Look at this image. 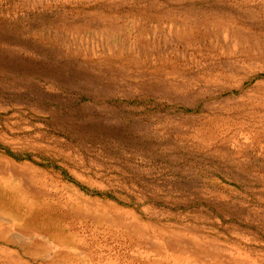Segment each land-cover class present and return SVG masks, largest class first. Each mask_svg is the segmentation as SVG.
Wrapping results in <instances>:
<instances>
[{"label": "rangeland", "instance_id": "obj_1", "mask_svg": "<svg viewBox=\"0 0 264 264\" xmlns=\"http://www.w3.org/2000/svg\"><path fill=\"white\" fill-rule=\"evenodd\" d=\"M185 263L264 264V0H0V264Z\"/></svg>", "mask_w": 264, "mask_h": 264}, {"label": "bare ground", "instance_id": "obj_2", "mask_svg": "<svg viewBox=\"0 0 264 264\" xmlns=\"http://www.w3.org/2000/svg\"><path fill=\"white\" fill-rule=\"evenodd\" d=\"M10 195V194H9ZM14 198V197H13ZM10 200V199H9ZM20 200V199H19ZM22 201V200H21ZM15 202V201H14ZM20 203V202H19ZM18 206H19V204H18ZM26 206V205H25ZM38 206V205H37ZM29 207H31V206H29ZM22 208V207H21ZM27 208V207H26ZM27 209H29V208H27ZM37 209V208H36ZM42 211V210H41ZM15 238V237H14ZM181 256V255H180ZM173 257V256H172ZM175 257V256H174ZM189 260H191V259H189ZM184 261V260H183ZM192 262H194V261H192ZM196 262V261H195ZM186 264V263H185Z\"/></svg>", "mask_w": 264, "mask_h": 264}]
</instances>
